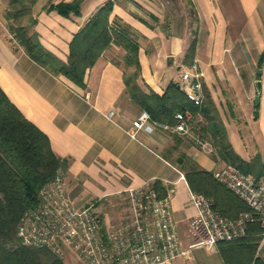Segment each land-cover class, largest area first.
<instances>
[{"label": "crops", "instance_id": "1", "mask_svg": "<svg viewBox=\"0 0 264 264\" xmlns=\"http://www.w3.org/2000/svg\"><path fill=\"white\" fill-rule=\"evenodd\" d=\"M48 1L37 0L32 6L30 17L36 20L33 30L46 49L66 61L73 34L109 0H89L82 5L79 17L70 18L46 13ZM60 1L72 0L51 2ZM111 1L114 5L109 21L117 18L142 35L138 51L140 86L162 94L169 82L179 83V67H187L183 59L188 37L171 35L167 28L148 29L143 24L149 23L147 19L133 13L128 3ZM188 4L195 16L193 61L198 62L202 84L217 103L222 90L227 89L221 87L222 78L229 79L230 86L238 83L245 87L251 67L263 55L264 0H188ZM141 6L148 10L146 5ZM236 9L238 15L234 13ZM237 16L244 22L240 29L230 30V20ZM15 24L28 25L19 20ZM7 25L8 20L0 17V88L22 115L47 136L54 154L67 163L64 181L70 198L79 206L97 203L105 213L106 205L127 189L157 181L166 193L171 191V208L186 243L188 222L195 210L188 202L191 190L185 173L194 169L212 173L224 163L201 152L186 137L161 130L132 134V122L142 110L133 103L124 84V75L133 68L124 64L126 52L122 47L107 48L87 70L85 87L81 88L31 60ZM110 111H114L113 119L106 117ZM262 131L264 134V123ZM179 158L181 164L177 163ZM123 211L120 208L113 215H104L103 227L120 222ZM182 260L180 257L170 264H184Z\"/></svg>", "mask_w": 264, "mask_h": 264}, {"label": "trees", "instance_id": "2", "mask_svg": "<svg viewBox=\"0 0 264 264\" xmlns=\"http://www.w3.org/2000/svg\"><path fill=\"white\" fill-rule=\"evenodd\" d=\"M35 1L10 0L11 5L18 8L13 15L6 14L10 32L31 60L52 75L63 76L84 88L86 72L101 54L111 45L122 47L126 52L124 64L133 68L131 73L124 75V84L140 110L148 112L153 121L172 124L175 113L189 109L195 121L201 118L199 128L195 125V133L211 143L214 158L256 178L264 173V163L259 155L246 160L236 153L217 107L204 86V99L200 106L186 99L177 82H169L162 94L140 86L138 36L130 25L113 26L109 21L113 1L100 6L73 34L66 61L41 44L38 33L33 30L36 20L30 17L28 25L15 24L19 18L29 14L28 3L34 4ZM82 2L50 3L44 11L56 12L64 18L79 17ZM149 16L153 18L151 14ZM195 49L196 39L193 38L184 55L185 60L191 61L187 66L193 62ZM262 60L263 55L259 61ZM66 168L67 163L54 154L47 136L22 115L0 88V264H64L61 257L47 249L23 246L17 227L24 215L38 205L43 186L53 180L58 169L64 172ZM185 179L192 192L212 199L214 208L224 217L235 219L247 210L243 202L213 178L212 173L194 169L185 173ZM153 187L160 196L166 195L159 182H154ZM262 232L259 225L251 224L243 237L219 242L217 248L221 261L224 264H264L257 254Z\"/></svg>", "mask_w": 264, "mask_h": 264}, {"label": "built area", "instance_id": "3", "mask_svg": "<svg viewBox=\"0 0 264 264\" xmlns=\"http://www.w3.org/2000/svg\"><path fill=\"white\" fill-rule=\"evenodd\" d=\"M201 78L197 61L180 73L179 87L195 106L204 99ZM106 117L113 119L114 111ZM193 124L194 115L189 109L175 113L172 124L153 121L142 110L132 122V134L138 130L165 131L189 138L201 152L213 156V146L193 131ZM212 176L247 210L229 219L214 208L212 199L190 191L188 202L195 215L188 222L185 249L171 208V191L160 196L154 182L127 189L123 219L105 228L95 203L79 206L70 198L61 169L43 186L38 205L24 215L17 235L23 246L47 249L59 257L69 252L79 264H170L192 249L213 252L219 242L243 237L251 224L261 227L264 238V173L256 178L226 165L214 169Z\"/></svg>", "mask_w": 264, "mask_h": 264}, {"label": "rangeland", "instance_id": "4", "mask_svg": "<svg viewBox=\"0 0 264 264\" xmlns=\"http://www.w3.org/2000/svg\"><path fill=\"white\" fill-rule=\"evenodd\" d=\"M37 1V0H36ZM34 2V4L36 3ZM55 0H49L47 4L52 3ZM125 1L129 4L131 11L133 13H140L143 15L147 21H143L144 25L151 30H160L161 28H167L171 35L188 37V46L193 39L194 27H195V16L193 12V8L188 4V0H118ZM107 2V1H106ZM105 2V3H106ZM89 3V0H83L81 7L83 4ZM141 3L146 5L148 10L144 9ZM34 4H29V14L24 15L19 18V22L27 24L30 21V13L32 12V6ZM18 6H13L10 3V0H0V17H5L6 14L10 13L13 15L16 12ZM87 10V9H86ZM234 13L238 15V9L234 10ZM152 15L153 18H150L149 15ZM7 20V19H6ZM12 21V20H11ZM244 22V19L240 17H236L230 20V30L240 29V26ZM14 24V22H10ZM112 25L121 26L126 24L120 20L113 19L111 21ZM9 29V24L7 25ZM131 27V26H130ZM132 28V27H131ZM138 36V40H142V35L132 28ZM14 39L16 40L14 34ZM16 43L19 45L18 41ZM264 44V43H263ZM261 45V44H260ZM20 46V45H19ZM21 47V46H20ZM22 48V47H21ZM188 48V47H187ZM261 49V48H260ZM263 60L262 62H258L257 64L251 67V73L249 75V79L245 80L247 84L243 87L240 84H236L234 86H230V80L222 78L220 84L221 87L227 88L226 90H222L218 99H216L217 103H215L218 111V115L220 120L223 122L225 129L228 134L229 140L233 143L234 150L238 154L239 152L247 157V160L254 158L256 155H259L261 160L263 161L264 155V134L262 131V125L264 123V46H263ZM24 51V50H23ZM252 55V54H251ZM257 60V58L255 59ZM191 61L183 59V63L188 65ZM185 67H179V69L183 70ZM258 68L262 70L261 80V100L258 106V114L255 117L254 112L256 108L254 107L253 98L256 96L257 92L254 87V82L258 80V75L256 71ZM258 73V71H257ZM238 78V76H237ZM239 79V78H238ZM231 88V89H228ZM201 118L198 117L195 124H193V131L196 132V128H199ZM198 135V134H197ZM194 144V143H193ZM196 146V145H195ZM197 147V146H196ZM198 148V147H197ZM211 156V155H210ZM224 166L226 164L224 163ZM223 166V167H224ZM115 202H111L106 205L108 207V211L105 213L102 212L104 209L100 210L95 203V208L100 218L103 216H107V213L113 215L116 210L123 208L126 213V195H121L117 199H114ZM104 208H107V207ZM105 211V210H104ZM123 214V213H122ZM112 223L111 226L118 224ZM110 226V227H111ZM186 243H184V249L186 247ZM187 248V247H186ZM259 255L264 258V242L262 241L259 244ZM64 264H79L74 256L69 252H64L61 257ZM182 261L184 264H220L219 251L216 247L215 251L209 252L205 249H192L189 250L185 256L182 257Z\"/></svg>", "mask_w": 264, "mask_h": 264}, {"label": "water", "instance_id": "5", "mask_svg": "<svg viewBox=\"0 0 264 264\" xmlns=\"http://www.w3.org/2000/svg\"><path fill=\"white\" fill-rule=\"evenodd\" d=\"M170 60H171V57L168 58V61H170ZM261 73H262V70H258L257 74L260 75ZM255 87H256L257 95L254 97V107L257 108L259 106L260 100H261L260 96H259V94H260V92L262 90L261 81L260 80H257L255 82ZM257 114H258V110L256 109L255 112H254V116L256 117ZM177 163L181 164L182 163V159L181 158L177 159Z\"/></svg>", "mask_w": 264, "mask_h": 264}, {"label": "flooded vegetation", "instance_id": "6", "mask_svg": "<svg viewBox=\"0 0 264 264\" xmlns=\"http://www.w3.org/2000/svg\"><path fill=\"white\" fill-rule=\"evenodd\" d=\"M259 69H261V68H258L257 71H258ZM257 71H256V74H257ZM257 75H258V74H257ZM261 75H262V73H261L260 75H258V77H259L258 80H261V79H260V78L262 77ZM256 81H257V80H256ZM256 81H255V82H256ZM254 87H255V84H254ZM255 89H256V87H255ZM256 92H257V91H256ZM256 95H257V94H256ZM259 96H260V99H261V92H260ZM253 102H254V98H253ZM256 109H258V107H257Z\"/></svg>", "mask_w": 264, "mask_h": 264}]
</instances>
